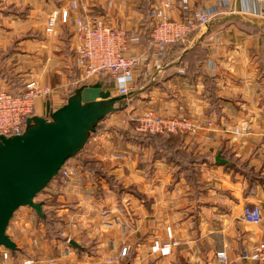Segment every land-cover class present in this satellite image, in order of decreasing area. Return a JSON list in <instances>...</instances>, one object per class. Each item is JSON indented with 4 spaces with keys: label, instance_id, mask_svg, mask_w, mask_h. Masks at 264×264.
Segmentation results:
<instances>
[{
    "label": "crops",
    "instance_id": "crops-1",
    "mask_svg": "<svg viewBox=\"0 0 264 264\" xmlns=\"http://www.w3.org/2000/svg\"><path fill=\"white\" fill-rule=\"evenodd\" d=\"M73 1L0 0L1 87L21 95L35 81L52 90L49 103L37 100L33 116L49 118L85 85L119 96L113 78L82 84L77 70L74 80L76 18H100L110 28L139 35L128 55H147L149 62L135 71L124 108L116 105L119 116L102 123L108 129L72 160L79 172L75 180L64 191L53 182L44 200H36L46 202L44 213L54 228L45 227L32 209H20L8 231L17 250L1 249L0 264H258L249 256L264 244V221L252 225L243 212L257 207L264 216V0H175L167 21L196 28L162 60L151 41L159 22L152 12L160 0H79L70 23L48 36L51 13L69 9ZM205 14L210 22L202 25ZM51 75L62 77L50 82ZM143 110L190 119L197 130L137 138L129 125L123 132L113 129ZM241 122L251 124L248 134ZM93 170L108 187L95 185ZM115 184L124 192L117 195ZM91 189L97 197L85 195ZM117 196L138 205L122 214L111 209ZM102 202L110 210H100ZM156 241L171 244L172 254L152 253Z\"/></svg>",
    "mask_w": 264,
    "mask_h": 264
},
{
    "label": "built area",
    "instance_id": "built-area-1",
    "mask_svg": "<svg viewBox=\"0 0 264 264\" xmlns=\"http://www.w3.org/2000/svg\"><path fill=\"white\" fill-rule=\"evenodd\" d=\"M174 1L160 0L161 3L152 12V17L159 19L151 33L152 49L154 55L161 60L165 59L172 45L183 39L188 31L196 28L195 25L183 26L167 21V14ZM79 7V0H74L69 9L54 10L47 21L46 34L56 37L59 25L68 24L72 13L79 10ZM261 16L264 19V13ZM199 21L206 25L210 22V15L200 16ZM75 27V64L80 72V83L89 84L102 76H111L117 82L119 96H128L134 84L135 71L149 62L147 55H128L130 47L140 42L139 35L110 28L102 19L95 17L76 18ZM51 93L49 87H41L35 81L27 83L21 95H13L3 90L0 85V135L6 138L21 136L26 130L27 120L34 115L37 100H47ZM132 121H135V130L140 134H186L197 130L196 124L190 119L163 116L150 110ZM75 176V169L67 163L58 177L60 181L66 182ZM243 219L252 225H260L264 216L260 208L247 207L244 209ZM168 236L172 239L170 229ZM152 253L168 257L172 254V245H161L156 241ZM126 254L125 248L122 257ZM217 256L226 262L225 253H219ZM249 257L251 261L264 264V244L255 246ZM7 258L8 255L5 254V259ZM111 262L112 260H109V263Z\"/></svg>",
    "mask_w": 264,
    "mask_h": 264
},
{
    "label": "water",
    "instance_id": "water-1",
    "mask_svg": "<svg viewBox=\"0 0 264 264\" xmlns=\"http://www.w3.org/2000/svg\"><path fill=\"white\" fill-rule=\"evenodd\" d=\"M121 98L98 85H85L49 118L30 117L21 136L0 135V250H17L8 231L20 209L46 218L37 196L85 149L98 126L120 111L116 105Z\"/></svg>",
    "mask_w": 264,
    "mask_h": 264
},
{
    "label": "rangeland",
    "instance_id": "rangeland-1",
    "mask_svg": "<svg viewBox=\"0 0 264 264\" xmlns=\"http://www.w3.org/2000/svg\"><path fill=\"white\" fill-rule=\"evenodd\" d=\"M41 16L43 17V14H41ZM37 19L38 20H42L41 19V17H40V15L39 16H37ZM40 22H43V21H40ZM70 23V22H69ZM46 33V32H45ZM69 46H71V44L69 45ZM73 47V46H72ZM73 49V48H72ZM69 51H71V49H69ZM69 59L71 60L72 58H70L69 57ZM74 59V58H73ZM72 61V60H71ZM70 61V62H71ZM56 67V66H55ZM57 68V67H56ZM70 71H71V74L74 76V80H76L77 79V67H76V64H75V60L72 62V64L70 65ZM45 76H42V78H44ZM61 75H51V76H47V80L48 81H52V82H55V80H57L58 82L60 81V79H61ZM104 77H106V78H104V81H106L107 83H112V77L111 76H104ZM102 78L103 77H100V80H102ZM93 83H97V80L96 81H93L91 84H93ZM77 85H78V83H77ZM41 87H49L50 89H51V87L50 86H41ZM77 87V86H76ZM76 87H70V88H72L71 90H75L76 89ZM13 92H11V93H19L21 90H12ZM10 92V91H9ZM131 95V92H129V96ZM50 101H49V99H48V103H49ZM120 112V111H119ZM147 112V110L146 111H141V112H139V115H137V116H133V115H128L127 116V118L126 119H120V122H119V125H117L115 128H113V129H115V130H118V131H120V132H123V131H125L127 128H130L129 126H131L132 127V130H133V132H134V135L135 136H138L137 138H139V136L140 135H142V134H140V133H138V132H136V130H135V121H132V119H136L137 117H139V116H142L143 114H145ZM155 113V112H154ZM158 114V113H157ZM111 116H119V113L118 112H116V113H114V114H111V115H109L106 119H105V121H103L102 123H105V122H107V121H109L110 120V118H111ZM122 118V117H121ZM182 118V117H181ZM107 120V121H106ZM102 123H101V127L99 128L100 129V131L102 132V131H104V130H106V129H108V124L106 125V124H104V125H102ZM127 125V126H126ZM129 125V126H128ZM110 126V125H109ZM250 128H251V124H249V122H241L240 123V129H241V132L243 133V134H248L249 132H250ZM100 132V133H101ZM137 142V141H136ZM81 154V153H80ZM72 160H71V162L69 163V166L70 167H73L74 169H75V172H76V176L75 177H72V178H70L69 180H67L66 182H63V181H60V185L57 187L58 188V190H61V191H64L69 185H70V183H72V181H74L75 180V178L78 176V170H77V168H75V166L72 164ZM98 174L99 173H95V171L93 170L92 171V174H90L91 175V177H92V175H93V182H95L96 181V177L98 178V177H101V176H98ZM189 174H192V173H189ZM102 175V174H101ZM94 176H96L95 178H94ZM104 179V178H103ZM105 179H108V178H105ZM55 182H56V180H54ZM109 181H112L111 179L109 180ZM54 182V183H55ZM53 183V182H52ZM51 183V184H52ZM57 183V182H56ZM51 184L48 186V188L51 186ZM95 185L97 186V187H99V188H102L101 186H103V185H106L107 187H108V184L105 182H98V181H96L95 182ZM94 187V186H93ZM114 187H115V190L117 191V195H118V192L119 191H123V187L124 186H122V185H118V184H115L114 185ZM48 188L46 189V190H44L41 194H39L38 196H37V198H36V200H44V198H45V196L46 195H48ZM109 189V188H108ZM86 192H85V195H89V193L91 194V195H96V191H95V189H91L90 191H88L87 192V190H85ZM68 192V191H67ZM124 192V191H123ZM61 193V192H60ZM59 193V194H60ZM136 193H138V192H136ZM70 194H71V192H70ZM84 195V194H83ZM96 197H97V195H96ZM119 196H117V199H119L118 198ZM126 198L127 197H122L121 196V199H119L118 201L119 202H115V206L114 207H112L111 209H115L116 211H121L122 212V214L125 212V211H128L129 209H131V207H133V206H137L138 205V202H137V200H135L134 198H131L130 200L131 201H129V200H126ZM134 199V200H133ZM132 202H134L133 204H132ZM135 204V205H134ZM134 207V208H135ZM100 210H102V211H108V210H110V208L108 207V203H100ZM50 209V208H49ZM44 226L45 227H47L48 229H50V227H48L49 225H47V224H44Z\"/></svg>",
    "mask_w": 264,
    "mask_h": 264
},
{
    "label": "trees",
    "instance_id": "trees-1",
    "mask_svg": "<svg viewBox=\"0 0 264 264\" xmlns=\"http://www.w3.org/2000/svg\"><path fill=\"white\" fill-rule=\"evenodd\" d=\"M152 31H153V30H152ZM179 43H180V41L177 42L175 45H177V44H179ZM175 45H174V46H175ZM125 101H126V98H125V97H124V98H121V100L119 101V104L122 105V108H124V106L126 105V102H125ZM122 108H121V109H122ZM120 111H121V110H120ZM100 127H101V124L98 126V128H97V132H96L95 134H93L92 137L95 136L96 134H99V133L101 132L100 129H99ZM79 155H80V154H79ZM79 155H78V156H79ZM78 156H77V157H78ZM77 157H76V158H77ZM74 159H75V158H74ZM71 160H73V159H71ZM71 160H70L68 163H70ZM97 172H98V171H95V173H97ZM98 173H99V172H98ZM55 180H56V182H59V183H60V177H57ZM53 182H55V181H53ZM44 206H46V202L43 203V210H44ZM43 221H44V224L49 225L48 227H50V228L53 227V228H54V226H55V225H54V222H53V220H51L48 216H46V218L43 219Z\"/></svg>",
    "mask_w": 264,
    "mask_h": 264
}]
</instances>
